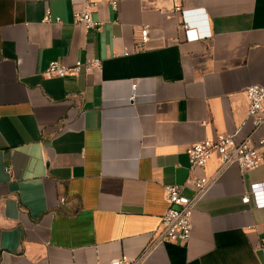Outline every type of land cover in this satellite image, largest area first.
<instances>
[{
  "label": "crops",
  "instance_id": "crops-1",
  "mask_svg": "<svg viewBox=\"0 0 264 264\" xmlns=\"http://www.w3.org/2000/svg\"><path fill=\"white\" fill-rule=\"evenodd\" d=\"M108 2L0 0V264H263L264 209L242 199L264 183V162L219 173L213 158L196 170L217 180L190 241L148 248L168 208L164 187L195 195L192 145L264 137L246 122L244 94L264 87V0ZM90 4L100 31L73 24ZM189 10H202L192 22L206 39L185 41ZM145 27L149 49L123 55ZM94 59L100 71L43 76L51 62Z\"/></svg>",
  "mask_w": 264,
  "mask_h": 264
},
{
  "label": "built area",
  "instance_id": "built-area-1",
  "mask_svg": "<svg viewBox=\"0 0 264 264\" xmlns=\"http://www.w3.org/2000/svg\"><path fill=\"white\" fill-rule=\"evenodd\" d=\"M125 0H109V5L116 9L118 4ZM97 4H90L83 11L77 12L73 16V24L82 26L86 30H98L102 24L95 18V9ZM202 10L182 11L181 31L184 34L186 42H197L206 39L209 34H199L194 26L197 22H192V17L202 15ZM60 23V19L55 20ZM52 22V17L47 14L44 23ZM151 33L148 27L141 30L140 36L136 39L131 50H124L123 55L127 56L137 52H143L149 49L151 42ZM102 69L101 60H89L86 62L77 61L72 65H65L59 62H51L43 73L44 78L65 79L67 77H77L81 74H91ZM135 89L132 100L135 99ZM245 97L247 101L246 122L253 127V132L264 127V87L252 85L246 88ZM264 137L258 145L253 144L249 139L237 140L234 135L218 134L212 139H206L202 142L192 145L187 150L189 159V176L186 184L195 189V195L188 198L183 195V186H165L164 196L168 205L167 211L161 219L159 229L153 234L152 244L148 248L162 244H187L192 236V217L196 205L200 198L215 183L217 177H207L205 175H196V170L204 169L213 159L219 162V173L227 168L236 165L242 172L257 170L264 162ZM65 198L58 200V205H63ZM244 205L253 204L255 209H264V183L253 184L250 187V194L242 199ZM264 264V241L259 247ZM147 252V251H146ZM139 260H129L125 257L115 260L112 264H139Z\"/></svg>",
  "mask_w": 264,
  "mask_h": 264
}]
</instances>
